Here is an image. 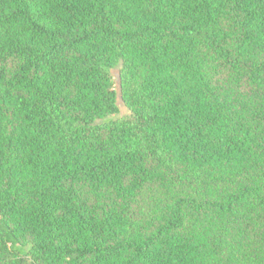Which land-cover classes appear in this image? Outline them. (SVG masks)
<instances>
[{"label":"trees","instance_id":"1","mask_svg":"<svg viewBox=\"0 0 264 264\" xmlns=\"http://www.w3.org/2000/svg\"><path fill=\"white\" fill-rule=\"evenodd\" d=\"M0 264H264V0H0Z\"/></svg>","mask_w":264,"mask_h":264},{"label":"rangeland","instance_id":"2","mask_svg":"<svg viewBox=\"0 0 264 264\" xmlns=\"http://www.w3.org/2000/svg\"><path fill=\"white\" fill-rule=\"evenodd\" d=\"M115 81L117 83L116 86H118V76H117L116 72H115ZM127 112H128V110H127L126 106H124V104L122 103L121 99L119 98V111L116 114H114L113 117L122 116V115H124Z\"/></svg>","mask_w":264,"mask_h":264}]
</instances>
